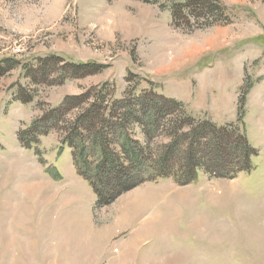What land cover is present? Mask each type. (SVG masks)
<instances>
[{
	"label": "rangeland",
	"instance_id": "obj_1",
	"mask_svg": "<svg viewBox=\"0 0 264 264\" xmlns=\"http://www.w3.org/2000/svg\"><path fill=\"white\" fill-rule=\"evenodd\" d=\"M0 264H264V0H0Z\"/></svg>",
	"mask_w": 264,
	"mask_h": 264
},
{
	"label": "trees",
	"instance_id": "obj_2",
	"mask_svg": "<svg viewBox=\"0 0 264 264\" xmlns=\"http://www.w3.org/2000/svg\"><path fill=\"white\" fill-rule=\"evenodd\" d=\"M240 121H243V119ZM192 134H194L195 143L187 149L184 156H181L182 161L185 162V165L182 164V167L187 170L185 173L188 174L189 172V177L194 176L195 178L197 169L199 167L204 168V166L206 170L212 168L211 171L214 176L231 179L240 173H250L252 171V158L257 156V151L249 145L245 133L241 132V130L216 129L212 124L207 123L199 126L198 130H194ZM205 148L208 149L206 153L203 151ZM177 149V144L173 145L162 160V165L166 169L170 168L168 167V161L169 159L173 160V150ZM102 152L103 155H107L104 143ZM79 172L83 177L85 176L81 171ZM86 179L90 180L88 177ZM90 182L97 195L99 205L110 204L124 192L113 189V195L104 199V190L95 182L91 180ZM105 183L107 182H103L102 185H105L106 189H108L109 187Z\"/></svg>",
	"mask_w": 264,
	"mask_h": 264
},
{
	"label": "bare ground",
	"instance_id": "obj_3",
	"mask_svg": "<svg viewBox=\"0 0 264 264\" xmlns=\"http://www.w3.org/2000/svg\"><path fill=\"white\" fill-rule=\"evenodd\" d=\"M34 188H36V185H34V184H31V185H27V186H26V189H27V190H33ZM27 190H26V191H27Z\"/></svg>",
	"mask_w": 264,
	"mask_h": 264
}]
</instances>
